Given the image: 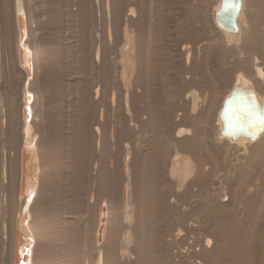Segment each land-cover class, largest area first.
<instances>
[{"label":"bare ground","instance_id":"bare-ground-1","mask_svg":"<svg viewBox=\"0 0 264 264\" xmlns=\"http://www.w3.org/2000/svg\"><path fill=\"white\" fill-rule=\"evenodd\" d=\"M0 48V264H264V0H0Z\"/></svg>","mask_w":264,"mask_h":264},{"label":"rangeland","instance_id":"rangeland-1","mask_svg":"<svg viewBox=\"0 0 264 264\" xmlns=\"http://www.w3.org/2000/svg\"><path fill=\"white\" fill-rule=\"evenodd\" d=\"M63 3V2H62ZM61 3V4H62ZM63 5H65V4H62V6ZM60 7H61V5H60ZM63 7H65V6H63ZM66 8V7H65ZM104 28L106 29V30H108V22L106 21V20H104ZM67 39L68 40H70L71 41V39H70V37H67ZM72 40H73V38H72ZM71 43V42H70ZM70 46H68V48H69ZM66 52H69V49H66ZM5 54H4V51H2V49L0 48V62L1 61H4V59H6L5 58V56H4ZM2 56V57H1ZM72 60V56H69V58H68V60ZM70 60V61H71ZM93 71V70H92ZM88 72V73H87ZM86 74H88V76H90V77H94V75H93V72H91V68H89L88 67V71H86ZM72 77H73V75H71ZM89 77V78H90ZM220 77H221V79H223L224 78V75H220ZM5 80V78L3 79V77L2 76H0V81H2V85L0 84V92H3V90L5 91V89L7 90V83H6V81H4ZM4 82V83H3ZM1 83V82H0ZM6 84V85H5ZM5 86V87H4ZM2 88V89H1ZM5 88V89H4ZM11 90H12V88H11ZM10 90V91H11Z\"/></svg>","mask_w":264,"mask_h":264},{"label":"snow or ice","instance_id":"snow-or-ice-1","mask_svg":"<svg viewBox=\"0 0 264 264\" xmlns=\"http://www.w3.org/2000/svg\"><path fill=\"white\" fill-rule=\"evenodd\" d=\"M258 120H259L260 123H264V114H260L258 116Z\"/></svg>","mask_w":264,"mask_h":264}]
</instances>
